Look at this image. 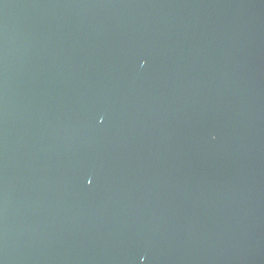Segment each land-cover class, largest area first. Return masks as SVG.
<instances>
[{
  "label": "water",
  "instance_id": "95a60500",
  "mask_svg": "<svg viewBox=\"0 0 264 264\" xmlns=\"http://www.w3.org/2000/svg\"><path fill=\"white\" fill-rule=\"evenodd\" d=\"M0 264H264V0H0Z\"/></svg>",
  "mask_w": 264,
  "mask_h": 264
}]
</instances>
